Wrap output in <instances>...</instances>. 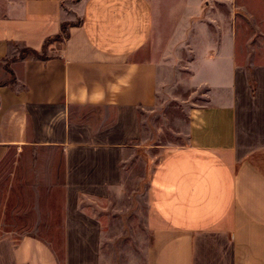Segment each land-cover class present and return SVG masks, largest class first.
Returning a JSON list of instances; mask_svg holds the SVG:
<instances>
[{"label":"crops","instance_id":"1","mask_svg":"<svg viewBox=\"0 0 264 264\" xmlns=\"http://www.w3.org/2000/svg\"><path fill=\"white\" fill-rule=\"evenodd\" d=\"M167 3L0 0V63L17 48L47 52L1 66L0 163L40 185L46 230L60 233L58 244L1 236L0 264L100 263L88 203L121 185L138 106L153 104L173 63L190 73L194 106L186 143L164 147L148 179L138 264H264V0L175 2L170 36ZM68 11L78 20L55 40Z\"/></svg>","mask_w":264,"mask_h":264},{"label":"rangeland","instance_id":"2","mask_svg":"<svg viewBox=\"0 0 264 264\" xmlns=\"http://www.w3.org/2000/svg\"><path fill=\"white\" fill-rule=\"evenodd\" d=\"M158 1V0H154ZM172 9L168 35L175 30L176 15L182 13L181 4L185 0H164ZM66 10V9H65ZM68 19L62 24L76 22L75 13L68 11ZM72 14V15H70ZM174 42V41H173ZM165 42L155 45L156 54L164 50ZM172 43V42H171ZM170 45V44H169ZM164 47V48H163ZM174 47V46H173ZM169 49L175 59V48ZM15 48V47H14ZM2 57L1 66L16 70L18 61L24 56V49L17 48ZM47 53L44 51V54ZM18 54V55H17ZM173 66V67H172ZM162 76L159 87L154 92L151 105L138 106L139 137L123 152L121 159L122 183L105 201H90L89 212L101 221L102 238L99 264H138L148 246L149 236L145 227L147 203L145 189L154 167L164 147L186 143L184 134L187 114L194 106L187 99L194 95L188 83V71H175L174 63ZM1 80H4L3 77ZM11 81V76L8 81ZM197 95V94H195ZM24 171L28 167H24ZM14 162L0 163V237L5 234L13 238L34 235L45 241L60 240L59 232L48 228L47 199L41 196L38 184H32V176L22 179L17 176ZM55 244V243H54Z\"/></svg>","mask_w":264,"mask_h":264},{"label":"trees","instance_id":"3","mask_svg":"<svg viewBox=\"0 0 264 264\" xmlns=\"http://www.w3.org/2000/svg\"><path fill=\"white\" fill-rule=\"evenodd\" d=\"M68 24L67 23L66 25L65 24H61V30H60V34L57 35L54 39L55 40H62L66 37V34H67V27H68ZM24 57H33V58H39V59H44L46 56L44 54V48L41 49L40 51H34V50H31V49H24Z\"/></svg>","mask_w":264,"mask_h":264}]
</instances>
